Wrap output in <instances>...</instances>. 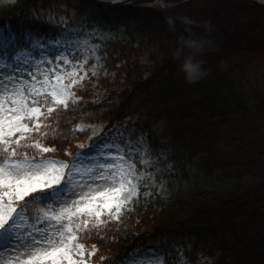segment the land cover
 <instances>
[{"label":"trees","instance_id":"16d2710c","mask_svg":"<svg viewBox=\"0 0 264 264\" xmlns=\"http://www.w3.org/2000/svg\"><path fill=\"white\" fill-rule=\"evenodd\" d=\"M164 1L174 5L110 8L115 19L140 23H120L118 37L99 41L102 66L77 89L83 100L74 111L53 122L51 155L65 158L69 145L81 152L90 132L77 126L123 124L132 141L145 139L180 166L196 160L200 174L227 185L194 186L181 197L140 192L119 219L93 221L90 264H120L149 244L183 264H264V6ZM96 8L89 0H0V28L13 39L2 55L55 40ZM228 11L255 30H222L217 16ZM188 56L203 62L197 78L182 68Z\"/></svg>","mask_w":264,"mask_h":264},{"label":"snow or ice","instance_id":"6c2138e0","mask_svg":"<svg viewBox=\"0 0 264 264\" xmlns=\"http://www.w3.org/2000/svg\"><path fill=\"white\" fill-rule=\"evenodd\" d=\"M34 46L47 47L39 40ZM61 80L56 77L50 94L34 87L0 93V264H90L96 252V245H87L93 221L119 219L139 193L140 160L134 158L142 138L127 144L121 139V147L108 140L116 129L109 130L89 146V153L100 144L103 149L86 173L79 167L85 153L73 154L70 145L65 158L51 155L57 151L50 139L57 135L53 122L83 100L77 91L83 76Z\"/></svg>","mask_w":264,"mask_h":264},{"label":"rangeland","instance_id":"374dc122","mask_svg":"<svg viewBox=\"0 0 264 264\" xmlns=\"http://www.w3.org/2000/svg\"><path fill=\"white\" fill-rule=\"evenodd\" d=\"M142 1L144 0H135L131 4L159 6L161 8L166 3L164 0H157L149 4H142L144 3ZM109 10L110 7H101L89 12L84 20L79 23L78 28L69 30L54 40L59 41V43L49 41L45 43L47 47L44 49L33 44L29 50L17 53L11 61L0 56V93L5 90L11 91L17 88L34 87L35 89L48 91L50 94L51 85L56 83L57 76L62 78L61 82L68 83H70V78L83 76L86 79L95 76L102 66L103 59L99 41L118 37L120 35V23L126 22L133 26L140 23L139 19L135 17L115 19ZM217 17L220 28L226 32L233 33L236 31V34H240L242 30L249 29V27H253V30L256 28L252 25L249 26L241 17L231 11L223 15L218 14ZM228 22L237 24L230 27ZM10 41H12V38L5 35L0 28V49H4ZM78 53H83V55H78ZM58 57L59 59H57ZM25 62H27V67L24 66ZM33 76L36 77L35 81L32 80ZM46 78L47 84H44ZM81 127L88 129L90 138L93 139L92 142L88 141L83 144L84 148L81 151L85 155L81 156L79 167L82 172L86 173L92 167V158H98L99 152L103 149V144H100L97 146L96 151L89 153V146L94 141L107 135L108 131H105L102 125H92L90 128L82 125ZM114 128L116 131L108 137V140L123 147L121 139H123L124 144H127L130 139L129 134L124 130L123 124L116 125L112 129ZM143 141L145 143L142 147L136 150L140 153L139 157H136L140 160V167L137 166L135 170L139 193L143 192L144 195H147L156 192L164 197H181L194 186L209 190H219L226 187L227 182L218 175L205 176L200 174L196 160L180 166L179 160L169 161V156H166L162 150L150 149L145 139ZM131 142L135 143L132 140ZM149 151L151 154L147 155L146 153ZM172 164H175V166L173 167ZM129 205L130 203L125 207ZM21 225L22 230H27V226L23 222H21ZM154 249H158V251L153 252ZM183 263L184 261L176 262L171 258V255L164 254L161 247L156 244L137 250L129 259L120 264Z\"/></svg>","mask_w":264,"mask_h":264},{"label":"clouds","instance_id":"9594fccd","mask_svg":"<svg viewBox=\"0 0 264 264\" xmlns=\"http://www.w3.org/2000/svg\"><path fill=\"white\" fill-rule=\"evenodd\" d=\"M171 23H175L174 21H170ZM182 68L185 71L186 76L189 78H197L199 75L204 73L203 62L198 61L194 56H188L184 59ZM193 70H195V74H193Z\"/></svg>","mask_w":264,"mask_h":264},{"label":"water","instance_id":"95a60500","mask_svg":"<svg viewBox=\"0 0 264 264\" xmlns=\"http://www.w3.org/2000/svg\"><path fill=\"white\" fill-rule=\"evenodd\" d=\"M89 1L101 7H115V6H127L128 5L126 4V2L121 1V0H89ZM254 1L262 4L261 2L257 0H254Z\"/></svg>","mask_w":264,"mask_h":264},{"label":"bare ground","instance_id":"6f19581e","mask_svg":"<svg viewBox=\"0 0 264 264\" xmlns=\"http://www.w3.org/2000/svg\"><path fill=\"white\" fill-rule=\"evenodd\" d=\"M121 1H124V2H127L128 4H131L133 3L135 0H121ZM260 2H262L264 4V0H258Z\"/></svg>","mask_w":264,"mask_h":264}]
</instances>
